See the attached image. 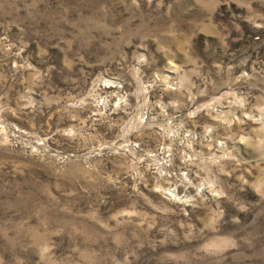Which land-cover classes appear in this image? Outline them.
<instances>
[{"label":"rangeland","instance_id":"374dc122","mask_svg":"<svg viewBox=\"0 0 264 264\" xmlns=\"http://www.w3.org/2000/svg\"><path fill=\"white\" fill-rule=\"evenodd\" d=\"M0 264H264V0H0Z\"/></svg>","mask_w":264,"mask_h":264}]
</instances>
